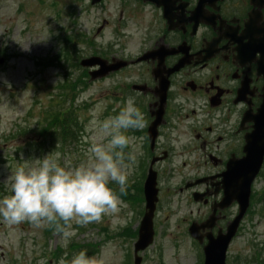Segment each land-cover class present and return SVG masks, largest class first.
Wrapping results in <instances>:
<instances>
[{
  "label": "flooded vegetation",
  "instance_id": "1",
  "mask_svg": "<svg viewBox=\"0 0 264 264\" xmlns=\"http://www.w3.org/2000/svg\"><path fill=\"white\" fill-rule=\"evenodd\" d=\"M85 1L101 15L96 31L117 39L102 55L106 69L124 64L104 71L106 119L133 97L147 121L142 130L126 131L131 146L124 153L134 143L142 158L131 173L144 180L154 172L161 197V166H174L175 157L184 159L176 168L188 166L191 179L182 188L201 206L190 223L198 227L200 264V237L203 244L208 233L200 225L212 217L211 234L223 233L238 210L226 193L246 192L260 156L248 187L251 202L264 175V0ZM130 45L132 57L110 54Z\"/></svg>",
  "mask_w": 264,
  "mask_h": 264
},
{
  "label": "rangeland",
  "instance_id": "2",
  "mask_svg": "<svg viewBox=\"0 0 264 264\" xmlns=\"http://www.w3.org/2000/svg\"><path fill=\"white\" fill-rule=\"evenodd\" d=\"M100 21L101 15L88 11L85 0H0V59L4 60L0 65V198L11 194V176L18 167H36L38 159L48 155L58 157L61 166L74 168L89 162L87 149L93 142L107 144L98 127L105 121L101 112L106 81L90 82L92 69L79 64L92 56L103 58L107 43L117 41L111 34L95 33ZM132 46L124 52L114 47L110 54L132 57ZM53 119L72 122L74 135L63 141L59 125L49 126ZM55 128L57 135L51 139ZM42 130L46 145L38 146ZM179 144L174 145L177 153ZM129 155L136 159L135 163L126 160L131 171L142 159L134 143L125 154ZM174 159V166L159 169L162 194L153 221L155 238L139 254L141 264H198L197 248L187 229L197 220L201 206L189 200L190 189L182 188L184 179H191L186 177L188 166L176 168L183 158ZM128 181L119 214L87 226L73 223L75 235L67 242L52 227L38 228L28 222L9 226L0 218V264H61L81 250L98 264H127L145 213L143 184L133 187L137 180L132 173ZM112 185L119 194L118 186ZM196 186L204 190L203 185ZM255 189L259 194L228 248L227 264H264V175ZM124 227L130 229L122 231Z\"/></svg>",
  "mask_w": 264,
  "mask_h": 264
},
{
  "label": "clouds",
  "instance_id": "3",
  "mask_svg": "<svg viewBox=\"0 0 264 264\" xmlns=\"http://www.w3.org/2000/svg\"><path fill=\"white\" fill-rule=\"evenodd\" d=\"M147 126L144 114L129 97L124 108L115 116L100 122V132L107 144L93 142L87 149L89 162L65 168L57 158L45 156L36 167L20 166L11 176V194L0 198V218L9 226L28 222L34 227H52L65 242L75 232L72 225L87 226L101 223L105 216L119 214L128 194L130 164L135 156H125L129 144L125 132ZM115 183L118 192L109 185ZM131 215V213L129 214ZM61 264H98L86 250Z\"/></svg>",
  "mask_w": 264,
  "mask_h": 264
},
{
  "label": "water",
  "instance_id": "4",
  "mask_svg": "<svg viewBox=\"0 0 264 264\" xmlns=\"http://www.w3.org/2000/svg\"><path fill=\"white\" fill-rule=\"evenodd\" d=\"M0 64H2V60H0ZM82 67H93L98 65L99 68L102 67V61L100 59L92 58L88 60H83L80 62ZM123 66V65H122ZM113 68V67H112ZM99 71L94 73H90L91 79L94 80L98 77ZM260 159V160H259ZM256 163L254 164L253 174L258 171L261 156ZM257 166V167H256ZM252 177L249 178V182L251 181ZM156 181L155 176L153 174H149L147 177L145 184H144V196H145V214L141 221L139 231H138V240L134 246V264H140L141 258L137 256L138 252L144 251L148 246L152 244L153 240V230H152V218L155 211V205L157 203V190H156ZM248 192V191H247ZM226 200L227 204L232 202V199H235L236 202L239 204V215L237 218L228 226L226 234H218L215 239L209 240L208 244L204 247V255H205V262L204 264H225V253L226 249L235 235L237 226L239 224L240 219L244 215V211L247 207L248 197L247 194L245 196H241L235 192L228 191L226 193ZM211 220V219H210ZM213 226L212 223H207L202 228L211 229ZM190 235L192 238H196V227L192 225L189 229Z\"/></svg>",
  "mask_w": 264,
  "mask_h": 264
},
{
  "label": "trees",
  "instance_id": "5",
  "mask_svg": "<svg viewBox=\"0 0 264 264\" xmlns=\"http://www.w3.org/2000/svg\"><path fill=\"white\" fill-rule=\"evenodd\" d=\"M54 121H52V123H53ZM55 123H57V125H59V127H60V129L59 130H57L56 128H55V132H52V137L53 138H55V136L57 135V131H59L60 132V136H61V138L63 139V141H65L66 140V138H67V136L68 135H74V131H72L71 129H73V126L71 125L72 124V122H68V121H64V120H59L58 122H57V120H55ZM57 130V131H56Z\"/></svg>",
  "mask_w": 264,
  "mask_h": 264
}]
</instances>
